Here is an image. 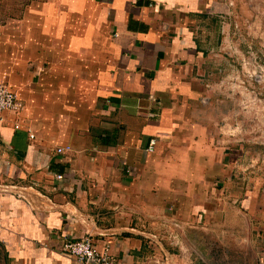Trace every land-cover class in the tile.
I'll list each match as a JSON object with an SVG mask.
<instances>
[{"label": "crops", "instance_id": "0c3cea01", "mask_svg": "<svg viewBox=\"0 0 264 264\" xmlns=\"http://www.w3.org/2000/svg\"><path fill=\"white\" fill-rule=\"evenodd\" d=\"M262 25L264 0H0L22 104L0 121V264H83L64 244L84 235L119 264H260L261 228L201 216L234 196L214 85Z\"/></svg>", "mask_w": 264, "mask_h": 264}, {"label": "rangeland", "instance_id": "374dc122", "mask_svg": "<svg viewBox=\"0 0 264 264\" xmlns=\"http://www.w3.org/2000/svg\"><path fill=\"white\" fill-rule=\"evenodd\" d=\"M263 28L262 25L261 29ZM251 37L259 42L256 46L252 43ZM251 37L248 38L250 45L246 42L245 47L227 49L228 65L222 76L225 84L214 85V100L211 107L215 115L214 121L217 115L220 118L219 134L224 142L229 143L224 151L230 157H234L233 159L236 158L221 169L219 179L214 180L213 187L219 189L215 184H220L225 176L229 177L231 194L234 196L226 200L227 204L225 203L223 208L214 209L211 215H202L201 224H255L257 229L261 228V237L258 240L261 245L255 246V251L260 248L263 254L264 51H259L257 46L264 47V37ZM231 200L235 202L232 205L238 208L232 207L231 211L234 213H230L228 217ZM199 213L204 214L203 211ZM258 241L255 239V242ZM220 248L217 249L213 245V251H217L214 255L221 254L218 251ZM261 263L264 264V260H261Z\"/></svg>", "mask_w": 264, "mask_h": 264}, {"label": "built area", "instance_id": "2783aa9c", "mask_svg": "<svg viewBox=\"0 0 264 264\" xmlns=\"http://www.w3.org/2000/svg\"><path fill=\"white\" fill-rule=\"evenodd\" d=\"M22 104L15 92L10 90L5 84L0 83V121L3 120L5 111L14 114V129L20 128L19 113ZM32 137V135H30ZM154 144L151 140L150 146ZM66 149L68 147H65ZM64 147H57V152H63ZM64 250L71 254L78 262L83 264H119L110 252L109 244H105L100 250L92 244L91 237L84 235L81 238L73 241H68L64 244Z\"/></svg>", "mask_w": 264, "mask_h": 264}]
</instances>
